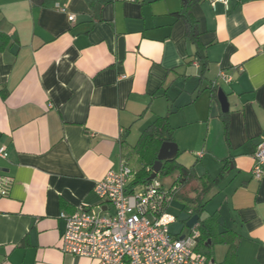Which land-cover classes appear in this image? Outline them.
Segmentation results:
<instances>
[{
    "label": "crops",
    "instance_id": "crops-1",
    "mask_svg": "<svg viewBox=\"0 0 264 264\" xmlns=\"http://www.w3.org/2000/svg\"><path fill=\"white\" fill-rule=\"evenodd\" d=\"M97 1L101 10L88 0H0V178L10 181L0 264H97L62 251L60 215H111L96 183L128 166V150L162 117L177 161L213 181L201 215L218 216L211 260L264 264V176H253L264 140V0H230L228 10L192 0L186 13L190 0Z\"/></svg>",
    "mask_w": 264,
    "mask_h": 264
},
{
    "label": "built area",
    "instance_id": "built-area-1",
    "mask_svg": "<svg viewBox=\"0 0 264 264\" xmlns=\"http://www.w3.org/2000/svg\"><path fill=\"white\" fill-rule=\"evenodd\" d=\"M209 2L214 9L222 4L228 10L230 5V0ZM58 10L64 12L65 8ZM69 20L74 22L75 15H70ZM0 157H6L4 148L0 149ZM254 159L253 176L261 179L264 140L258 144ZM134 180L131 169L123 164L119 172H108L96 183L94 191L104 205L111 206V215L85 209L62 213L60 218L66 224L62 251L93 259L97 264H216L197 250L201 235L198 223L189 235L176 236L171 232L177 220L167 210L179 186L166 189L154 179L140 184L141 190L137 191ZM9 184V180L0 178V198L8 194Z\"/></svg>",
    "mask_w": 264,
    "mask_h": 264
},
{
    "label": "trees",
    "instance_id": "trees-1",
    "mask_svg": "<svg viewBox=\"0 0 264 264\" xmlns=\"http://www.w3.org/2000/svg\"><path fill=\"white\" fill-rule=\"evenodd\" d=\"M93 8L96 10H101L102 5H98L97 0H88ZM192 0L183 7V12L188 11ZM97 4V6H96ZM188 22V34L195 44L199 45V33L197 23L194 22L190 13L187 12L184 17ZM3 36H0V39ZM199 62L202 64L203 68L207 67L208 61L206 56L199 51ZM216 93V90H214ZM165 142H174L173 138V128L168 122V117H162L155 121V123L149 127L143 134L140 143L135 148H130L128 150V167L134 174L135 180L133 185L145 184L151 181V176L153 173V166L158 159L160 148ZM180 153H178L179 155ZM149 168V169H148ZM162 174H177V180L173 184L181 185V190L176 194L175 198L180 199L183 203V210L189 212L194 216H198V221L200 222V237L198 238L197 250L212 259V245L216 244L218 239H215L216 232V219L218 216L214 215L208 220H201V215L205 211V196L208 190L212 187L213 181L207 177H197L194 174L192 168H186L177 161V158L167 161L164 163ZM195 180V185L189 190L188 194L184 195L182 190L183 187L187 186L189 182Z\"/></svg>",
    "mask_w": 264,
    "mask_h": 264
},
{
    "label": "rangeland",
    "instance_id": "rangeland-1",
    "mask_svg": "<svg viewBox=\"0 0 264 264\" xmlns=\"http://www.w3.org/2000/svg\"><path fill=\"white\" fill-rule=\"evenodd\" d=\"M186 156H191L187 154ZM180 162L183 163V154L180 158ZM177 174H162L159 173L156 180L161 182V184L166 188L169 189L171 186L176 182L177 180ZM141 185L138 184L136 186L137 191L141 190ZM112 211V210H111ZM168 213L172 214L176 218V223L171 226L172 234L176 236H183V235H189L191 232V229L193 226L190 224V220L194 218V216H191V213L183 212V203L180 199L173 198V200L170 202L168 207ZM112 213V212H111Z\"/></svg>",
    "mask_w": 264,
    "mask_h": 264
},
{
    "label": "water",
    "instance_id": "water-1",
    "mask_svg": "<svg viewBox=\"0 0 264 264\" xmlns=\"http://www.w3.org/2000/svg\"><path fill=\"white\" fill-rule=\"evenodd\" d=\"M124 54H125L124 41H123V39H121L119 42V57H120V59L124 58ZM219 100H220V103L222 105L223 111L228 112L229 111V104L227 101V97L222 90H219ZM178 152H179V147L176 143H171V142L163 143L162 147L160 149L159 155H158V159L153 166V173H152V176L150 179L151 180L156 179V177L158 176V174L162 170L164 163L167 161L175 159L178 155ZM190 221H191L190 222L191 226H194L198 222V216H194V218L191 219Z\"/></svg>",
    "mask_w": 264,
    "mask_h": 264
}]
</instances>
